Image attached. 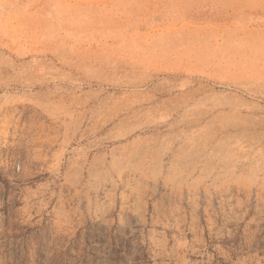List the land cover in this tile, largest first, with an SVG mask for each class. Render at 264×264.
Here are the masks:
<instances>
[{"label":"rangeland","instance_id":"rangeland-1","mask_svg":"<svg viewBox=\"0 0 264 264\" xmlns=\"http://www.w3.org/2000/svg\"><path fill=\"white\" fill-rule=\"evenodd\" d=\"M0 100V264H264V0H0Z\"/></svg>","mask_w":264,"mask_h":264},{"label":"crops","instance_id":"crops-1","mask_svg":"<svg viewBox=\"0 0 264 264\" xmlns=\"http://www.w3.org/2000/svg\"><path fill=\"white\" fill-rule=\"evenodd\" d=\"M3 102V101H2ZM1 104H3V103H1V100H0V107H1ZM0 175H2V173L0 172Z\"/></svg>","mask_w":264,"mask_h":264}]
</instances>
